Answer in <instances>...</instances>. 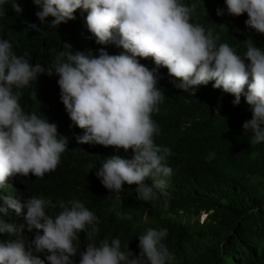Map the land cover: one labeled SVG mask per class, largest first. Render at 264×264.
Listing matches in <instances>:
<instances>
[{
    "label": "clouds",
    "instance_id": "clouds-1",
    "mask_svg": "<svg viewBox=\"0 0 264 264\" xmlns=\"http://www.w3.org/2000/svg\"><path fill=\"white\" fill-rule=\"evenodd\" d=\"M207 5V1H202ZM41 24L52 18V27L68 26L82 10L86 25L99 45L114 44L124 51L109 55L103 48L98 57L73 53L69 44L54 53L47 67L18 55L13 44L0 39V264H45L39 253H48V264H178L164 238L167 229L148 228L136 240L122 246L120 239L97 240L98 217L80 200L57 201L32 196L21 201L17 175L43 177L61 164L68 143L79 145L88 154L96 149L99 166L95 173L103 187L121 192L135 185L137 199L145 202L170 199L173 169L167 159L170 148L157 145L160 128L152 119L159 111L164 93L158 87L159 68L167 69L170 82L184 92L195 93L199 86L222 89L234 97L237 106L243 96L252 113L244 122L251 133L250 143H264V50L251 39L238 55L228 43H218L210 29L199 24L201 12L193 0H33ZM227 14H247L245 24L264 34V0H225ZM17 14L22 8L16 0H0ZM209 7L207 6V13ZM217 9V15L222 16ZM30 29L44 33L37 25ZM138 58H151L149 70ZM247 61V63H246ZM55 73L61 101L67 113L57 123L43 115L24 111L20 100L25 87L38 75ZM36 96V93L34 94ZM37 97V96H36ZM99 170V171H98ZM146 182V183H145ZM27 209L28 230L37 234L27 248L19 238L24 226L7 223V209L19 214ZM59 211L55 216L46 209ZM205 213H202V215ZM199 217V221H200ZM200 221H202L205 219ZM131 219V217H128ZM42 231V235L39 234ZM85 233L87 244L78 252L76 241ZM12 237H16L12 239ZM34 245V251H33Z\"/></svg>",
    "mask_w": 264,
    "mask_h": 264
},
{
    "label": "trees",
    "instance_id": "trees-1",
    "mask_svg": "<svg viewBox=\"0 0 264 264\" xmlns=\"http://www.w3.org/2000/svg\"><path fill=\"white\" fill-rule=\"evenodd\" d=\"M202 1L193 0L194 8L201 12L199 24L218 36V43H228L243 55V43L251 39L264 50V34L246 26V13L229 16L225 0H206L207 5ZM16 2L22 8L20 14L11 5L0 10V39L12 42L18 55L27 51L26 58L33 66L51 64L52 50L70 51L64 44H69L73 53L97 57L102 48L109 55L124 51L114 44H97L86 25L87 13L82 10L68 26L62 23L52 27V18L41 24L36 17L40 9L33 0ZM217 9L224 14L218 16ZM32 24L45 32L30 29ZM138 59L149 70L155 68L151 58ZM158 75V87L165 98L152 119L160 128L154 142L171 150L167 163L173 174L167 207L164 198L147 202L137 199L135 185L125 184L123 191L110 192L95 173L100 164L95 158L96 149L83 153L73 140L53 173L42 178L31 173L26 177L17 174L21 178L17 195L23 202L32 196L51 199L53 203L78 199L98 217L97 240L118 238L122 246L148 228L167 229L164 240L167 238L172 252L177 248L174 258L178 264H264V143L252 145L251 133L243 130L244 122L252 118L244 97L234 106V97L215 89L214 81L208 87L200 85L199 91L192 93L174 87L166 68H159ZM58 79L55 73L51 77L40 74L31 87H25L20 100L24 111L44 115L49 123L51 118L59 123L64 118L61 112H67ZM58 211L46 209L52 216ZM7 212L3 217L7 223L24 226L19 238L27 248L37 234L35 228L28 230L27 209L22 208L19 214L15 210ZM202 213L206 217L201 223ZM9 238L7 233L0 234V241ZM87 242L85 233H80L75 242L78 252L84 251ZM38 255L48 264L46 251ZM73 260L79 264L80 257Z\"/></svg>",
    "mask_w": 264,
    "mask_h": 264
},
{
    "label": "rangeland",
    "instance_id": "rangeland-1",
    "mask_svg": "<svg viewBox=\"0 0 264 264\" xmlns=\"http://www.w3.org/2000/svg\"><path fill=\"white\" fill-rule=\"evenodd\" d=\"M203 217H205V215L203 214L201 217H200V221L203 219Z\"/></svg>",
    "mask_w": 264,
    "mask_h": 264
}]
</instances>
